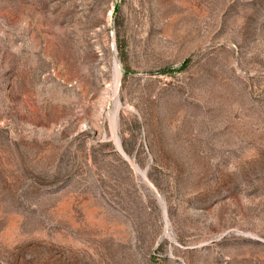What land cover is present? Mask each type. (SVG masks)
I'll use <instances>...</instances> for the list:
<instances>
[{"label": "rangeland", "instance_id": "374dc122", "mask_svg": "<svg viewBox=\"0 0 264 264\" xmlns=\"http://www.w3.org/2000/svg\"><path fill=\"white\" fill-rule=\"evenodd\" d=\"M0 264H264V0H0Z\"/></svg>", "mask_w": 264, "mask_h": 264}, {"label": "bare ground", "instance_id": "6f19581e", "mask_svg": "<svg viewBox=\"0 0 264 264\" xmlns=\"http://www.w3.org/2000/svg\"><path fill=\"white\" fill-rule=\"evenodd\" d=\"M114 67H115V72H116V81H115V85H114V91H116L117 87H118V84H119V77H120V73H119V65L117 64V62L114 60ZM115 93V92H114ZM113 93V94H114ZM114 96V95H113ZM116 97V96H115ZM116 115V114H115ZM111 123L112 125H114V121H115V116L113 115L111 117ZM144 178V177H143Z\"/></svg>", "mask_w": 264, "mask_h": 264}, {"label": "water", "instance_id": "95a60500", "mask_svg": "<svg viewBox=\"0 0 264 264\" xmlns=\"http://www.w3.org/2000/svg\"><path fill=\"white\" fill-rule=\"evenodd\" d=\"M116 9H117V6L115 7L114 11H116ZM118 70H119L120 76L124 74L123 70L120 67L118 68ZM115 143H116L117 148L120 150L119 143L117 140H115Z\"/></svg>", "mask_w": 264, "mask_h": 264}, {"label": "trees", "instance_id": "16d2710c", "mask_svg": "<svg viewBox=\"0 0 264 264\" xmlns=\"http://www.w3.org/2000/svg\"><path fill=\"white\" fill-rule=\"evenodd\" d=\"M185 64L181 65L179 69H182L184 67Z\"/></svg>", "mask_w": 264, "mask_h": 264}]
</instances>
